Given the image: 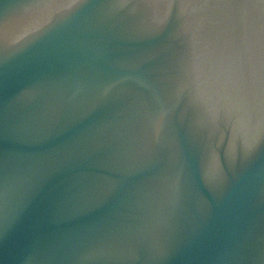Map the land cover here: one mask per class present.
Wrapping results in <instances>:
<instances>
[{
  "label": "water",
  "instance_id": "1",
  "mask_svg": "<svg viewBox=\"0 0 264 264\" xmlns=\"http://www.w3.org/2000/svg\"><path fill=\"white\" fill-rule=\"evenodd\" d=\"M0 264H264V0H0Z\"/></svg>",
  "mask_w": 264,
  "mask_h": 264
}]
</instances>
